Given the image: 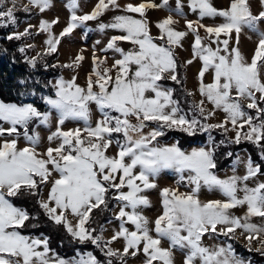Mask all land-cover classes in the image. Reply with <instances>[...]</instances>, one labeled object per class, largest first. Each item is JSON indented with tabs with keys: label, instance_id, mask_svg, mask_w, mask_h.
<instances>
[{
	"label": "snow or ice",
	"instance_id": "obj_1",
	"mask_svg": "<svg viewBox=\"0 0 264 264\" xmlns=\"http://www.w3.org/2000/svg\"><path fill=\"white\" fill-rule=\"evenodd\" d=\"M260 2L264 6V0ZM6 3L7 0H0V7ZM28 4L44 12L51 7V0H28ZM163 4L167 5L168 0H163ZM11 5L0 10V27L17 24V0H11ZM67 7L71 13L70 20L59 36L52 32L53 25L59 23L58 19L41 21L40 31L48 33L46 44L50 53L57 51L64 36L87 21L98 19L108 10L138 13L145 17L147 9L158 5L129 3L121 9L118 0H98L93 11L84 15L77 14L79 0H69ZM190 8L193 12L198 11L201 19L222 17L224 21L214 26L196 22L195 27L194 22H187V28L195 35L193 57L203 61L199 72V92L216 109L226 113L222 123H201L195 116L189 119L182 112L179 101L173 98L174 90L163 88L160 83L164 79L180 82L172 46H182V39L188 35L175 30L171 16L157 24L161 33L158 39L163 43L155 42L146 19L117 15L111 24L99 25L101 31L112 28L124 33L113 36L105 49L114 50L122 57L113 65L116 75H111L112 68L99 70L106 58L98 61L94 57L97 67L93 74L96 79L93 81L90 75L86 87L77 85L75 77L71 81L59 80L55 86V98H45V102L58 113L60 127L48 137L49 141H60L55 148L48 147L44 153L38 152L39 134H28L29 124L34 120L49 124L51 112H41L31 104L18 106L0 101V121L10 125L7 129L0 126V136L18 134L17 126H22L30 144L29 147L18 148V135L17 139L4 140L0 144V264H101L91 252L71 260L50 256L47 238L23 235L20 229L27 221L38 217H33L10 199L21 194L40 197L37 203L56 225H63L80 243L91 242L105 250V256L109 258L106 264H113V257L126 264L125 257L129 254L136 256L141 250L146 257L144 264L157 261L175 264L173 249L177 248L186 250L183 264H245L235 256L231 245L210 249L202 241L209 232L234 236L236 230L241 229L242 233L248 234L246 238L251 244L252 240L264 234V226L250 222L254 216L264 218V182L255 187H249L247 183L261 174L260 166L249 159L246 175L221 179L213 171L217 167L214 148L185 152L178 144L158 147L153 145V141L164 135V129L176 128L194 135L197 128L207 131L225 128L231 123L236 133L234 142L239 144L242 139L252 142L262 149L261 158L264 159V107H260L264 102V30L260 27L264 23V10L254 14L250 0H229V6L224 9L215 7L212 0H191ZM23 10L30 12L31 9L25 5ZM200 28H204L207 37L200 36ZM245 28L259 36L250 62L238 46ZM233 33L236 35V47H230ZM29 34L26 29L24 33H13L7 38L20 39ZM221 34L227 38L221 40ZM206 38L216 47L213 48L211 43L204 44ZM119 41L130 42L135 47L125 52L117 46ZM81 60L83 56L76 58L77 62ZM30 63L35 67L34 59ZM187 63L191 64L192 60ZM209 69L214 72L213 82L205 84L204 75ZM94 87L98 91H94ZM242 100L248 101L247 109H256V116L245 110ZM90 103H95L103 116L94 128L90 126ZM204 103L201 100L193 104V108L207 120L215 112L205 114ZM112 112L119 115L113 116ZM131 118H135L136 123H132ZM69 119L83 120L88 125L84 129L86 135L82 136L80 129L63 131L62 126ZM146 122H154L157 127L145 134ZM114 133L122 134L124 139L115 141L118 151L116 155L109 156L106 152L114 142ZM165 169L180 173V181L186 179L190 191L181 193L178 189H162L163 211L151 222L140 210L151 206L150 200L142 193L157 187L151 178ZM185 172L188 173L186 178ZM53 173L58 178L51 179ZM50 181L51 188L47 199H44L41 187ZM205 186L210 190L218 189L226 200L202 203L199 193ZM125 188L128 190L124 191ZM113 189L118 193L114 198L122 204L117 215L121 224L111 240L105 241L102 231L93 235L96 229L86 225L94 210L107 209L108 194ZM245 205L247 212L244 216L230 213L231 209ZM67 213L76 217L77 223L68 220ZM152 223L154 227H150ZM126 224L133 225L135 230L130 231ZM218 225L221 226L219 230ZM121 238L125 241L122 251L109 246ZM163 240L169 241V248L162 247ZM261 243L264 245V241ZM41 247L43 250H39Z\"/></svg>",
	"mask_w": 264,
	"mask_h": 264
},
{
	"label": "rangeland",
	"instance_id": "obj_2",
	"mask_svg": "<svg viewBox=\"0 0 264 264\" xmlns=\"http://www.w3.org/2000/svg\"><path fill=\"white\" fill-rule=\"evenodd\" d=\"M69 0H51V7L41 12L38 8H35L28 4V0H17V7L15 9V15L17 18V24L11 25L9 24L7 27H2L3 29L9 30V35L13 33H24L26 29L29 30V35L21 36L20 41L21 48L24 49V53L27 55L28 60L40 58L44 54H53L55 56V61L57 65L62 69L60 76L53 80L52 84L54 86V90L56 92V85L58 84L59 80L63 78L65 81H71L75 77V82L77 85L81 87H86L88 77L91 75L93 81H95L96 77L93 74L94 69L97 67L94 64V57L98 59V61H104L106 58V62L101 64L99 70L103 71L104 68H112L111 75L115 77L116 69L113 68V65L117 59H121L120 53L115 52L114 50H107L108 43L110 42L113 36L122 35L120 30L108 28L103 31L99 29L100 24H111L114 21V17L117 15H131L135 19H146L148 23V27L150 30V34L155 38V42L163 43V41L159 40L161 33L159 28L157 27L158 22L162 21L163 19L171 16L175 23L173 27L175 30L179 28V31L187 32L189 40H183V44L185 42H189L192 46L194 44L195 35L187 28V22L192 21L194 22V27L196 26V22L200 24L207 25V26H214L220 23H223L222 17H205L203 19L200 18L198 11L193 12L190 8L191 0H168V4L164 5L163 0H118V3L123 9L124 6L131 3L133 5H139L140 3H155L158 7L149 8L146 11V16L141 17L138 13H126L122 10L111 9L103 13L98 19L87 21L85 25L78 27L73 30V32L67 36H64L60 43L57 46V51L50 53L48 51V45L46 41L48 39V33L40 31V24L41 21H49L52 22L54 20H59V23H56L52 27V32L59 36L60 33L63 31L65 27H67L69 20H70V10L67 7ZM215 7L218 9H224L229 6V0H212ZM98 3V0H79V9L77 11L78 15H84L87 13H91L95 8V5ZM251 8L254 14H258L260 11L264 10V6L261 5L260 0H250ZM28 5L31 9L30 12H25L23 10L24 6ZM11 0H7V3L0 7V10H6L8 7H11ZM29 26H31L29 28ZM261 29L264 30V23L260 25ZM153 29V31H151ZM154 32V33H153ZM199 33L201 37H207V33L205 32L204 28L199 29ZM223 34H221L220 39H226ZM204 44H212V47L215 48L216 44L212 43L209 39H204ZM259 43V36L248 30L247 28L243 29L239 37V49L242 55L250 62L252 57L254 56L256 47ZM117 46L122 48L125 52L132 50L135 46L132 45L130 42L119 41ZM236 35L233 33L232 38L230 40V47H236ZM174 49L175 55L179 56L183 67L186 69L185 73L187 74L188 84L190 88L195 92L196 96L201 99V97L197 94L195 89L193 88L192 83V75L190 68L187 65V56L184 48L182 46H172ZM222 47V45H221ZM188 50V47H186ZM223 54V53H222ZM188 55V54H187ZM78 56H83V60L77 62L76 58ZM69 65H71L69 67ZM133 70L134 67H133ZM200 82L195 80V82ZM168 82L177 83L172 81L171 79H164L160 81L163 88L169 89L166 84ZM177 85V84H176ZM179 86V85H178ZM94 91H98V88L94 87ZM235 95V93H233ZM259 96V94H257ZM52 98H55L52 97ZM203 100V99H202ZM243 104L247 105V100H242ZM206 103V102H205ZM16 104V103H13ZM31 104L36 107L38 110L39 108L32 104V103H24V104H17L18 106H23ZM46 111L44 112H51V121L49 124H41L38 120H34L29 124L28 127V134H39L40 142L36 146V150L40 153H44L48 147H57L60 143L58 139H54L49 141L48 137L51 136L54 132H56L57 128L60 127L58 124V113L52 109L46 102ZM207 104V103H206ZM264 107V104L262 105ZM89 108L91 110V117H90V126L95 127L97 122L103 119L102 113L100 112L98 106L95 103H90ZM206 114L208 111L215 112V115L212 116L210 119V124H216L220 122L221 118L226 119V113L222 110L215 109L207 104L205 107ZM40 111V110H39ZM109 111V110H106ZM113 116L119 115V113L112 112ZM254 115V113H252ZM257 115V111H255V116ZM132 123H136L135 118H131ZM147 127L144 129L145 134L150 132L152 129L156 128L157 125L154 122H146ZM0 126L7 129L10 127L9 124L0 121ZM88 125L85 124L83 120H74L69 119L66 120L64 125L62 126L63 131H70L74 129H80L82 136L86 135L84 132L85 127ZM228 136L231 139H235L236 133L232 130V125L228 126ZM18 134L8 135L5 133L4 136H0V144L4 142V140H12L17 139V147L24 148L29 147V141L25 138L24 129L22 126H17ZM122 134H113V144L107 150L106 154L109 156L116 155L118 151L117 144L115 143L116 140L123 141ZM173 144H178L177 141L171 140L169 142L160 141L158 138L157 140L153 141V145L158 147L164 146H172ZM179 146V145H178ZM205 148L206 150L210 149L209 145L206 146H193L187 149H181L185 152H191L194 149ZM250 155L247 151L242 150L238 153L237 157L231 164L229 168L225 171L216 172L215 169L213 170L215 174L221 179H227L233 175L237 176H244L247 173V163L249 161ZM252 161V160H251ZM253 162V161H252ZM254 165H256L253 162ZM51 167V166H49ZM185 178L187 177L188 173L185 172L183 174ZM181 174L175 171L174 169H165L163 170L157 177L151 178L153 182L157 185L156 188L153 189H146L142 195H145L151 202L150 207H143L140 210L142 211L143 215H145L149 221L154 222L155 219L162 214L163 206H162V196L161 192L164 188L169 189H178L181 193H188L190 191V187L188 186L187 180L180 181ZM58 178L55 173H53V177L51 179ZM119 182V177H117V183ZM264 182V174H258L256 177L250 179L247 183L249 187H255L258 183ZM51 188V181L44 186L42 192V198L47 199L48 193ZM113 189V197L118 195L116 190ZM128 189H124L127 191ZM242 196L243 194L240 193ZM199 199L202 203H206L211 200H226V197L218 190V189H208L206 186L201 188L199 193ZM110 206H112V202H109ZM122 206L121 202L116 200V205L112 208V220L110 223L104 226L102 231L103 238L105 241L111 240L112 236L119 231V226L121 221L117 219V215L119 212V208ZM247 212V206L236 207L230 210V213L237 217H242ZM68 220L72 221L73 224L77 223V218L74 217L72 214L67 213ZM251 223H254L258 226H264V218L254 216L251 218ZM126 227L129 228L130 231H134L135 228L131 224H126ZM150 227H154V223L150 224ZM221 226H217L218 230ZM23 234V233H22ZM155 235V233H152ZM29 236L31 238H40L44 239L45 237H37L33 235L23 234ZM247 233H242L241 229H237L234 236H224L217 233H206L203 237V245L209 247L210 249H216L219 247H227L231 245V241H236L243 249L249 250L256 261L254 264H264V245H262L261 241H264V234H261L257 239L252 240L251 244H249L247 237ZM113 249H118L120 251L123 250L125 246V241L121 238L114 241L111 245H109ZM162 247L169 248L170 243L167 240L162 241ZM261 249V251H257V249ZM233 249V246H232ZM39 250H43L42 247ZM234 250V249H233ZM131 251V250H130ZM175 264H183L186 250H181L179 248L173 249ZM235 253V256L243 261L245 264H253L250 261V258H245L238 253ZM93 254V253H92ZM50 256H59L54 251L49 252ZM94 255V254H93ZM60 258H63L59 256ZM79 258V257H78ZM72 258V259H78ZM64 259V258H63ZM145 255L141 250L136 256H132L129 254L125 257L126 264H144L145 262ZM71 260V259H69ZM102 264V263H101ZM154 264H160V262H154Z\"/></svg>",
	"mask_w": 264,
	"mask_h": 264
},
{
	"label": "trees",
	"instance_id": "obj_3",
	"mask_svg": "<svg viewBox=\"0 0 264 264\" xmlns=\"http://www.w3.org/2000/svg\"><path fill=\"white\" fill-rule=\"evenodd\" d=\"M8 36L9 30L0 27V101L16 104L32 103L41 112H44L46 111L45 98L55 96L52 82L60 76L62 69L57 65L55 56H52L53 54L42 55L36 59L35 67H33L30 60L27 59V54L24 51H20L22 43L20 39L13 38L9 40ZM175 57L177 60V75L180 82L176 83L177 85L168 82L166 84L167 87L174 90L173 98L179 101L182 112L187 114L189 119L195 116L201 123L210 124L212 117L205 120L199 115L198 111L194 110L193 104H198L202 99L198 98L192 88H190L187 74L185 73L186 69L183 67L179 56L175 55ZM263 104L264 102H261L260 107ZM206 106L207 104L204 103V108ZM245 110L250 115L254 113L253 116H255L256 109H247L245 105ZM224 120L225 118H221L220 122L216 124L222 123ZM229 125L231 126V123H228L225 128H212L207 131L197 128L194 135H189L176 128L164 129V135L158 137V139L163 142L177 141L181 149L209 145L210 149H215L216 172L225 171L229 168L238 153L245 150L249 153L251 160L260 166L261 174H264V159L261 158L262 149L243 139L239 144L235 143V139H231L228 136ZM246 129L247 126H245ZM44 186L41 187V196ZM39 198L35 196L29 197L24 194L10 198L16 206L23 207L33 217H38V219L33 218L26 222L25 227L20 229L23 234L47 238L51 251L66 260L78 258L91 252L102 264H106L109 258L105 256V250L91 242L80 243L66 231L63 225H56L40 208L37 203ZM109 202H112L115 207L116 199L113 197V191L108 194L107 209L94 210L89 223L86 225V227L96 229L93 235L101 234L104 226L114 220L112 217L113 205L110 206ZM230 241L236 253L245 258H250V262L253 264L255 262L260 263V261L254 259L253 254L249 250L243 249L236 241ZM112 260L113 264H121V261L116 257H113Z\"/></svg>",
	"mask_w": 264,
	"mask_h": 264
},
{
	"label": "crops",
	"instance_id": "obj_4",
	"mask_svg": "<svg viewBox=\"0 0 264 264\" xmlns=\"http://www.w3.org/2000/svg\"><path fill=\"white\" fill-rule=\"evenodd\" d=\"M177 31H179V28L176 29ZM151 31H153V29H151ZM154 33V32H153ZM183 40H189V37H184L181 41V45L184 48L185 52H186V56H187V61L192 60L191 64H188V67L190 68L189 70L191 71V81L193 83V88L195 89V91L197 92V94L201 97V99H203L208 105H210L211 107L215 108L214 105H212L209 101H207L205 99V97H203L200 92H199V88H200V82H195V80L200 81L199 79V72L201 71L202 67H203V61L199 58H194L193 57V46L189 43V42H185V44H183ZM186 47H188V50L186 49ZM179 48V46H178ZM188 54V55H187ZM213 77H214V72L212 69H209L208 72L205 73L204 75V80L203 82L205 84L208 83H212L213 82ZM216 109V108H215Z\"/></svg>",
	"mask_w": 264,
	"mask_h": 264
}]
</instances>
